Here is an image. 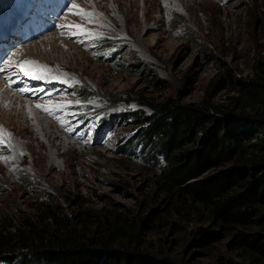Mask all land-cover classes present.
Instances as JSON below:
<instances>
[{"label": "rangeland", "instance_id": "rangeland-1", "mask_svg": "<svg viewBox=\"0 0 264 264\" xmlns=\"http://www.w3.org/2000/svg\"><path fill=\"white\" fill-rule=\"evenodd\" d=\"M51 1L39 0L33 14L49 10ZM68 1L96 14L89 23L69 12L71 24L90 33L85 34L86 44L73 40L71 33L78 30L70 28L15 46L16 58L46 66L49 72L41 80L53 83L38 89L32 100L15 99L0 79V224L4 216L32 214L40 203L49 202L67 213L82 208L139 212L159 170L150 163L151 152L130 142L142 134L131 117L99 133L98 110L106 108L117 118L129 110L150 113L134 101L110 105V99L140 96L228 103L237 95L235 80L247 78L264 53V0ZM50 24L59 27L57 21ZM116 46L121 51L114 52ZM79 88L93 92L90 107L81 101ZM21 100L32 101L31 106L22 109ZM120 139L126 144L122 152L117 148ZM176 219L184 232L161 227L147 238L167 235L180 242L188 230L207 225L204 220ZM228 241L225 236L206 247L193 243L182 262L217 264L224 254L237 261ZM173 248L181 257V246Z\"/></svg>", "mask_w": 264, "mask_h": 264}, {"label": "trees", "instance_id": "trees-1", "mask_svg": "<svg viewBox=\"0 0 264 264\" xmlns=\"http://www.w3.org/2000/svg\"><path fill=\"white\" fill-rule=\"evenodd\" d=\"M235 84L237 95L224 104L110 99L111 107L134 101L150 109L129 110L121 118L142 128L130 142L151 152L150 163L159 170L150 199L131 214L87 208L67 213L49 202L32 214L4 216L0 264H184L193 243L206 247L225 236L238 260L224 254L217 264H264V53ZM88 91L79 94L86 98ZM176 218L207 225L188 230L180 242L167 235L147 238L161 227L183 231ZM176 245L181 257L173 254Z\"/></svg>", "mask_w": 264, "mask_h": 264}, {"label": "snow or ice", "instance_id": "snow-or-ice-1", "mask_svg": "<svg viewBox=\"0 0 264 264\" xmlns=\"http://www.w3.org/2000/svg\"><path fill=\"white\" fill-rule=\"evenodd\" d=\"M76 9V11H73ZM69 12L80 16L82 19H87L89 23L94 22L96 18V14L94 12H85L83 9H80L78 5L73 4L71 8H69ZM62 27H64L62 25ZM70 28H75L78 30L79 34H90L88 30L84 28L82 25H70ZM77 32H72L71 34H78ZM8 67H13V62L9 60L7 62ZM15 67L24 75L29 76L32 79H42L44 75L48 74L49 69L46 66H40L36 61H24L20 64H16ZM6 68H0V71H6ZM21 91H27V89H21ZM37 108H42L44 111L49 112L50 109L44 105H36Z\"/></svg>", "mask_w": 264, "mask_h": 264}, {"label": "clouds", "instance_id": "clouds-1", "mask_svg": "<svg viewBox=\"0 0 264 264\" xmlns=\"http://www.w3.org/2000/svg\"><path fill=\"white\" fill-rule=\"evenodd\" d=\"M80 90H81V88H79V92H80ZM80 95V94H79ZM93 97V92H91V91H88V94H87V96H86V98H89V97ZM124 104V103H123ZM130 103H128V104H125L126 106H128ZM107 109L105 108V109H102V111H106ZM120 117L119 118H117V115H116V113H113V112H111L110 114H108L107 115V117H106V120L108 121V125L109 126H114L115 124H117V123H119L118 121H120V122H122L123 120V113H121L120 115H119ZM122 118V119H121ZM103 121H105L104 119L101 121V123L103 122ZM119 142H122L121 140L119 141Z\"/></svg>", "mask_w": 264, "mask_h": 264}, {"label": "bare ground", "instance_id": "bare-ground-1", "mask_svg": "<svg viewBox=\"0 0 264 264\" xmlns=\"http://www.w3.org/2000/svg\"><path fill=\"white\" fill-rule=\"evenodd\" d=\"M10 38H13V36H11ZM13 46H16L18 44H16L15 42L12 44ZM42 82H39L38 85H40ZM6 88V87H5ZM8 91V90H7ZM3 94V93H2ZM6 95V94H5ZM11 97L12 98H15V99H18L17 97L14 96V93L12 92L11 93ZM32 102V101H31ZM31 102L30 101H25V100H21V106H22V109H28V107L31 106Z\"/></svg>", "mask_w": 264, "mask_h": 264}]
</instances>
